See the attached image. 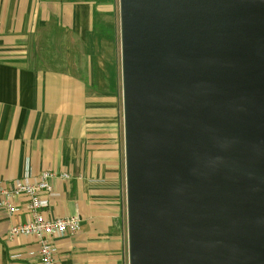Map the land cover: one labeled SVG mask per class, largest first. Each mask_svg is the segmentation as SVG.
I'll return each mask as SVG.
<instances>
[{
	"label": "water",
	"instance_id": "95a60500",
	"mask_svg": "<svg viewBox=\"0 0 264 264\" xmlns=\"http://www.w3.org/2000/svg\"><path fill=\"white\" fill-rule=\"evenodd\" d=\"M129 264H264V0H120Z\"/></svg>",
	"mask_w": 264,
	"mask_h": 264
},
{
	"label": "crops",
	"instance_id": "0c3cea01",
	"mask_svg": "<svg viewBox=\"0 0 264 264\" xmlns=\"http://www.w3.org/2000/svg\"><path fill=\"white\" fill-rule=\"evenodd\" d=\"M103 1L0 0V188L56 174L47 215L81 219L56 239L58 264H129L123 119L93 54ZM14 201V216L0 207V264H42L36 237L9 238L30 219Z\"/></svg>",
	"mask_w": 264,
	"mask_h": 264
},
{
	"label": "built area",
	"instance_id": "2783aa9c",
	"mask_svg": "<svg viewBox=\"0 0 264 264\" xmlns=\"http://www.w3.org/2000/svg\"><path fill=\"white\" fill-rule=\"evenodd\" d=\"M56 174L50 171L42 172L32 181L31 176L17 179L10 187L0 188V207L10 216L20 211L15 199H25L24 207L29 213L27 223L13 224L9 238L34 236L38 240V256L42 264H58V248L56 239L63 236H73L81 230L79 217L52 218L47 215L52 204L55 190L52 181ZM62 178L68 179V175Z\"/></svg>",
	"mask_w": 264,
	"mask_h": 264
},
{
	"label": "rangeland",
	"instance_id": "374dc122",
	"mask_svg": "<svg viewBox=\"0 0 264 264\" xmlns=\"http://www.w3.org/2000/svg\"><path fill=\"white\" fill-rule=\"evenodd\" d=\"M110 10L108 13H98L97 20L101 19V39L97 41V47L93 51L96 62L104 66V76L107 78V91L109 94H117L119 110L121 111L123 124V83H122V59H121V22L120 0H104ZM103 19V20H102ZM87 32V26L82 27ZM115 34V35H114ZM101 58V60H99ZM82 59V57H81ZM99 60V61H98ZM122 124V125H123ZM125 193V192H124ZM126 196V193H125ZM126 200V199H125ZM127 222V219H126ZM127 228V227H126ZM126 233L127 229H126ZM125 233V234H126ZM128 234H126L128 242Z\"/></svg>",
	"mask_w": 264,
	"mask_h": 264
}]
</instances>
